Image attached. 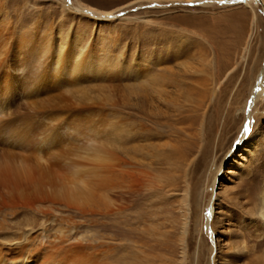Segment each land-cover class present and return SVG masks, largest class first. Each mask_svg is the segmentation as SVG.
Returning a JSON list of instances; mask_svg holds the SVG:
<instances>
[{
    "label": "rangeland",
    "instance_id": "374dc122",
    "mask_svg": "<svg viewBox=\"0 0 264 264\" xmlns=\"http://www.w3.org/2000/svg\"><path fill=\"white\" fill-rule=\"evenodd\" d=\"M225 1L0 0V163L64 169L74 188L100 166L123 176L96 205L3 207L2 247L30 228L38 264H257L264 0Z\"/></svg>",
    "mask_w": 264,
    "mask_h": 264
},
{
    "label": "bare ground",
    "instance_id": "6f19581e",
    "mask_svg": "<svg viewBox=\"0 0 264 264\" xmlns=\"http://www.w3.org/2000/svg\"><path fill=\"white\" fill-rule=\"evenodd\" d=\"M230 1L231 0H229V2ZM252 2L254 3L253 0H246V4L248 6H252V4H253ZM76 10L82 12L84 10V8L80 3H78L76 6ZM107 15H109V14H107ZM69 38H71V36H69ZM69 38H67V39H69ZM26 41H27V39H26ZM26 44H28V43H26ZM29 47H31V46H29ZM29 47H28V49H29ZM44 50L46 51L47 48ZM44 50L42 52H45ZM47 52H49V51L47 50ZM72 52H73V48H71V50H70L71 54H69V56L74 58V56L72 55ZM90 52L91 51H88V52L85 51V53L81 56V58L86 59V60L88 58H91L90 55H92V54H90ZM38 55H40V54H38ZM58 59H63V56H59ZM75 59H77V55H76ZM41 63L43 64V63H45V61L40 62V64ZM0 64H1V61H0ZM107 64H110V63L107 62ZM53 67L55 68L54 70H58L61 67V65L59 62H55ZM35 70H37V69H35ZM74 71H75V69H74ZM34 73H36V72H33V74ZM65 74H67V73H65ZM256 95H257V98H256ZM252 96H253L254 100H252L251 104L252 103L254 104V102L258 100L259 96H260L259 98H261L262 96L264 97V73L262 74V77L259 78V81L256 85V88H255ZM246 125H248V124H246ZM115 154H117V153L112 152L109 154V156H107L111 160V162L113 163L112 166H114L116 161H118V159H116ZM2 158H3L2 162L0 163V210H2L3 207L6 208V206H7V207L11 208L12 210H14L13 212H15V211H17L18 206L25 207V208H29V207L31 208L34 205L35 206L36 205L37 206L38 205H41V206L45 205V203H48V202L53 201V200H58V201H62V202L64 201V202L73 204L79 208H84L85 206L96 205L97 204V195H98V192L100 191V189L97 188V186H99V182L102 185V182H104L106 178H108V179L110 178L113 181L116 180L115 181V183H116L117 180H119V179L122 180V178H123V176L116 173V171H114L113 168H112V170L110 168V170L108 171V170H105L104 167L100 166L97 168L98 171H95V173L93 172L94 173L93 175H98L100 177V179L97 180L98 184H96L94 182V180H90V178L87 179L88 180V182H87L86 176H84L83 179L88 184L87 187H85V188H74V187H71L68 185L69 174H66V170H64V169L59 170L60 168L48 166V165L42 164L41 162H38V161L33 162V161H30L29 159L27 160V158H25L24 160H21L22 162L20 163V162H18L19 159H17V157H14L12 154L6 155V156L3 155ZM20 158H22V157H20ZM107 166H109V165H107ZM114 167H117V166H114ZM126 173H128V171ZM133 176H134V174L129 172L128 178L131 179V178H133ZM134 178H136V177H134ZM79 180H80L79 181L80 183H83V181H84V180L81 181V179H79ZM132 181H133V179H132ZM115 183H113V184H115ZM258 206L259 207L257 208V212L260 211V215L264 218V190L260 196ZM186 226H187V222H186ZM186 226H185V229H186ZM31 231L32 230L29 228L24 233L20 232V235L18 238L9 239L10 242L4 243V245H7V249H5L6 247L5 248L2 247L3 243H0V260L2 261V263H0V264H38V260H41L43 258V256H44L43 254L44 253H45V255L47 254L45 252V249H47V246H45V245L40 246V248L37 247L36 249L30 247L29 244L27 243V241L28 240L30 241V239H31V238L29 239ZM243 249H244V247H243ZM36 253L38 256H36V258H34L33 254H36ZM5 254L7 255V259H5V257H6ZM79 254L78 255L74 254L75 255V256L73 255L74 257L71 256L72 260H73V264H78V263L80 264L81 262L84 264H95L94 261H92V259L84 258L83 256H81ZM11 255H13V257H11ZM8 256H10V257L8 258ZM23 256H24V258H22ZM88 256H89V254H88ZM19 257H21V259H19ZM3 258H4V260H3ZM63 258H65V257H63ZM254 260L257 264H264V253L262 254V256H260L258 258L254 257ZM53 262H56V260H54ZM60 262H58V263L60 264ZM69 262L70 261H68V263ZM44 263L49 264L50 262H48V259H44V261H42L41 264H44ZM58 263H56V264H58Z\"/></svg>",
    "mask_w": 264,
    "mask_h": 264
},
{
    "label": "snow or ice",
    "instance_id": "6c2138e0",
    "mask_svg": "<svg viewBox=\"0 0 264 264\" xmlns=\"http://www.w3.org/2000/svg\"><path fill=\"white\" fill-rule=\"evenodd\" d=\"M221 2H223V0H221ZM248 131H249L248 126L245 125V132H248Z\"/></svg>",
    "mask_w": 264,
    "mask_h": 264
},
{
    "label": "water",
    "instance_id": "95a60500",
    "mask_svg": "<svg viewBox=\"0 0 264 264\" xmlns=\"http://www.w3.org/2000/svg\"><path fill=\"white\" fill-rule=\"evenodd\" d=\"M225 2H227V1H225ZM232 2H234V1H233V0H231V3H232ZM227 3H229V2H227Z\"/></svg>",
    "mask_w": 264,
    "mask_h": 264
}]
</instances>
